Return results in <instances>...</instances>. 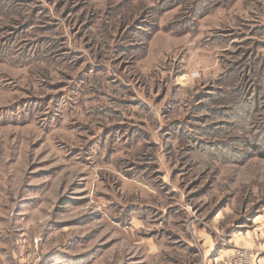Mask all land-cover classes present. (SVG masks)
Here are the masks:
<instances>
[{
	"label": "rangeland",
	"instance_id": "obj_1",
	"mask_svg": "<svg viewBox=\"0 0 264 264\" xmlns=\"http://www.w3.org/2000/svg\"><path fill=\"white\" fill-rule=\"evenodd\" d=\"M239 250L264 264V0H0V264Z\"/></svg>",
	"mask_w": 264,
	"mask_h": 264
},
{
	"label": "built area",
	"instance_id": "obj_2",
	"mask_svg": "<svg viewBox=\"0 0 264 264\" xmlns=\"http://www.w3.org/2000/svg\"><path fill=\"white\" fill-rule=\"evenodd\" d=\"M234 255H236V257H227L222 264H254L253 254L248 250H239Z\"/></svg>",
	"mask_w": 264,
	"mask_h": 264
},
{
	"label": "trees",
	"instance_id": "obj_3",
	"mask_svg": "<svg viewBox=\"0 0 264 264\" xmlns=\"http://www.w3.org/2000/svg\"><path fill=\"white\" fill-rule=\"evenodd\" d=\"M63 205H67L68 203H62Z\"/></svg>",
	"mask_w": 264,
	"mask_h": 264
},
{
	"label": "crops",
	"instance_id": "obj_4",
	"mask_svg": "<svg viewBox=\"0 0 264 264\" xmlns=\"http://www.w3.org/2000/svg\"><path fill=\"white\" fill-rule=\"evenodd\" d=\"M254 264H256V263H254Z\"/></svg>",
	"mask_w": 264,
	"mask_h": 264
}]
</instances>
